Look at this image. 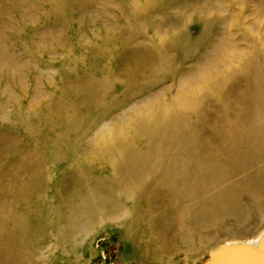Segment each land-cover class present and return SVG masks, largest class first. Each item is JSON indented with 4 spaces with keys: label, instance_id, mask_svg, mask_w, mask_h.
<instances>
[{
    "label": "rangeland",
    "instance_id": "1",
    "mask_svg": "<svg viewBox=\"0 0 264 264\" xmlns=\"http://www.w3.org/2000/svg\"><path fill=\"white\" fill-rule=\"evenodd\" d=\"M262 230L264 0H0V264Z\"/></svg>",
    "mask_w": 264,
    "mask_h": 264
},
{
    "label": "bare ground",
    "instance_id": "2",
    "mask_svg": "<svg viewBox=\"0 0 264 264\" xmlns=\"http://www.w3.org/2000/svg\"><path fill=\"white\" fill-rule=\"evenodd\" d=\"M181 252H183V248L171 252V256L168 255L169 257L167 258L168 261L172 260L173 262V259ZM205 257L207 258L204 260H201V257L191 258V260L193 262L197 260L193 264H264V230L259 234L250 236L243 242H233L232 240V242L220 243L212 247ZM188 258L190 257L184 256L177 260L176 263H183ZM202 261L204 262L202 263ZM160 262L162 263V261Z\"/></svg>",
    "mask_w": 264,
    "mask_h": 264
}]
</instances>
